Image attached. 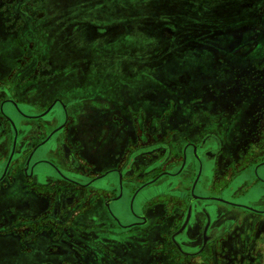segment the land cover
I'll use <instances>...</instances> for the list:
<instances>
[{
	"label": "rangeland",
	"instance_id": "374dc122",
	"mask_svg": "<svg viewBox=\"0 0 264 264\" xmlns=\"http://www.w3.org/2000/svg\"><path fill=\"white\" fill-rule=\"evenodd\" d=\"M61 80L76 88L71 94L61 86L72 108L82 98L80 88L97 96V102H82L83 113L88 106L117 111L119 106L103 100L126 94L117 102L130 113L142 142L130 150L157 148L151 159L158 157L159 168L147 180L168 166L178 168L184 143L203 134L218 135L226 147L227 160L215 164L216 175L208 176L201 194L240 203L210 206L221 235L197 251L196 211L185 236L199 242L186 247L191 255L171 244L170 233L196 194L191 177L153 200L152 239L139 229L129 235L130 225L117 235L123 252L140 250L136 264H264V205L255 209L252 203H264V182L254 183L251 171L264 164V0H0V88H7L0 100L25 103L36 85L47 89ZM47 98L36 97L42 107L52 100ZM60 187L81 192L64 182Z\"/></svg>",
	"mask_w": 264,
	"mask_h": 264
},
{
	"label": "flooded vegetation",
	"instance_id": "af4514ba",
	"mask_svg": "<svg viewBox=\"0 0 264 264\" xmlns=\"http://www.w3.org/2000/svg\"><path fill=\"white\" fill-rule=\"evenodd\" d=\"M62 80L61 85L60 83H54L47 89L45 87L46 84L36 85L34 88L36 93L32 94V91V95L28 94V101L25 103L10 97H3L0 100V147L2 146L0 177L8 173L16 174L18 171L17 176L18 178L20 175L22 176L25 183L24 186L41 188L42 190L44 188L48 192H54L56 195H64V192H68L67 194H76L77 192L72 190V188L71 190H62L60 186L63 182L80 191L81 188L92 186L96 178L114 174L116 180L110 184L111 195L109 198L111 199L109 201L114 200L120 193L128 195L132 212L128 210L130 211V214H128L130 217L126 226L130 225V228L136 226L137 229L135 231L138 229L141 233L144 231L146 236L157 231L155 230L157 226L152 224V217L149 219L148 225L143 222V214L148 201H153L155 198L158 199V196L165 195L168 191H173V187L178 188L184 180L186 184H189V180L192 177L191 187L196 194L190 195V198L185 197L189 198L186 202L185 214L180 218L181 221L177 228L170 233V242L181 255H191L190 252L185 250L186 247L198 245L199 242L185 239V236L189 225L196 217V211L199 215L197 221L200 223L199 236L197 237L200 241V246L197 251L202 252L210 242L221 235L223 226H219L218 214H215L210 206L214 205L216 207L221 204L233 208L240 203L231 201L230 198H223L225 200L224 203L211 201L201 195L205 192L208 176L210 174L216 175L214 171L215 164L221 163V160H227L226 147L218 135L206 133L196 142L189 141L184 143L178 168L174 169L168 166L166 167L167 170L155 173L147 180L146 175L154 173L159 168V164L156 162L158 157L151 159L153 155L158 154L155 151L157 148L152 149L153 146H147L142 152L137 151V153L135 150H130L134 149L137 144H142V142L140 136L136 137L134 134L135 128L132 125L130 113L126 112L127 109L123 112L120 110L122 105L118 102L123 101V96H126V94H118V97L107 96L106 98L108 99L103 100L107 104L111 103L119 106L120 108L116 109L117 111L109 107L93 108L88 106L89 111L83 113V109H79L82 102H89L87 104L97 102V96L91 93L89 88H85L87 89L86 92L80 88L82 90L80 92L82 98L79 100V104L76 103V107L72 108L71 101L62 98L63 88H68L71 94L73 90L76 91V88L67 87L65 85L67 83L62 84ZM135 81L137 82V79ZM146 84L147 82L141 85ZM6 90L7 88H0V92ZM52 96L53 98H51ZM69 96L72 97L73 95ZM36 97L39 100L47 97L48 100H52L45 107H42L40 104L41 100L38 101ZM73 102L75 104L77 100ZM36 103H38L37 106L35 105ZM77 105L80 106L77 107ZM149 111L152 110L150 109ZM112 117L119 121L117 123L114 122L115 120ZM151 127L154 131L158 128L157 125ZM139 130H141L140 126ZM187 139L190 140L188 137ZM45 148L49 151L50 162L59 164L54 165V168H49L52 178L56 181H61L58 185H54L52 189L45 188L40 182L39 186L37 182L34 183L30 179L33 176L31 175L30 167L37 160V156L43 155ZM161 148H167V146H161ZM76 157H78L77 159L79 157L83 159L84 157L85 160L80 161ZM140 163L143 164L140 172L133 175L135 166L142 165ZM263 166L264 164L251 170L253 182L256 184L264 182V168H261ZM100 169H103L101 170L102 172L96 174V171ZM70 172L72 175H69ZM234 175L231 179L237 180L238 176ZM142 177L143 179L146 178L145 181L137 185V180H141ZM189 193L188 189L187 194ZM138 198V204L141 202L139 204L140 207L136 205ZM210 201L214 203H207ZM72 202H67L65 205H70ZM262 202L259 200L257 203L256 201L252 203L256 206L254 207L255 209H261L262 205H264ZM199 203H201V206L198 208ZM75 205L73 204L71 208L75 209ZM52 208L51 212L43 220L57 216V203ZM189 210V218L185 223ZM193 231H191V234ZM131 233L134 235V231L130 232L129 235ZM127 251H132L131 253H135L137 257L140 250H137V247H133L127 248ZM118 263L121 264V262ZM122 264H130V262L126 261V263L122 262Z\"/></svg>",
	"mask_w": 264,
	"mask_h": 264
},
{
	"label": "crops",
	"instance_id": "0c3cea01",
	"mask_svg": "<svg viewBox=\"0 0 264 264\" xmlns=\"http://www.w3.org/2000/svg\"><path fill=\"white\" fill-rule=\"evenodd\" d=\"M41 158L44 160H38ZM49 158L45 148L30 167L33 175L30 179L52 189L61 181L50 175L49 168L57 163L52 164ZM17 173L0 177V254L12 255L10 259L0 258V264H107L108 259L136 264V254L123 252L125 243H120V236L117 237L126 227L131 207L126 194L120 193L109 201L110 184L116 180L114 174L96 178L92 186L81 188L78 195L68 192L56 195L44 188L24 186L22 176L18 178ZM67 202L72 203L65 205ZM138 202L139 198L136 205L141 203ZM55 203L58 217L43 220ZM73 204L75 209L71 208ZM152 204L153 201H148L145 207L143 222L146 224L154 215ZM135 229L136 226L129 230Z\"/></svg>",
	"mask_w": 264,
	"mask_h": 264
},
{
	"label": "water",
	"instance_id": "95a60500",
	"mask_svg": "<svg viewBox=\"0 0 264 264\" xmlns=\"http://www.w3.org/2000/svg\"><path fill=\"white\" fill-rule=\"evenodd\" d=\"M189 212H190V210L188 211V214H187V216H186V221H185V223L187 222V220H188V218H189Z\"/></svg>",
	"mask_w": 264,
	"mask_h": 264
}]
</instances>
